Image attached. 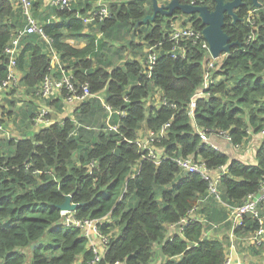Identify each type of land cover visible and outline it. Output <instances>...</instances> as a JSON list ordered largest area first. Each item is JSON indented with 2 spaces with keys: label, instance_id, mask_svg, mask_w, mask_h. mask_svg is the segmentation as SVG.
I'll return each mask as SVG.
<instances>
[{
  "label": "trees",
  "instance_id": "16d2710c",
  "mask_svg": "<svg viewBox=\"0 0 264 264\" xmlns=\"http://www.w3.org/2000/svg\"><path fill=\"white\" fill-rule=\"evenodd\" d=\"M242 1L234 9L237 19L233 21L225 14L223 23V31L238 45H233L216 64L211 74L213 81L203 95L194 99L192 116L188 113V103L202 89L207 52L189 44L186 59L170 56L167 27L171 18L182 13L179 9L166 21L164 15L157 13L152 20L135 26L151 14V1L111 0L110 16L98 23L110 43L113 38L109 37L119 38L121 43L126 37L122 34L134 31L136 36L142 26L150 27L146 44H160L156 47L152 74L146 79L135 60L125 59L122 65L114 63L106 67L103 61L110 63L111 58L101 55L102 44L95 45L91 35L70 33L84 40L85 46L80 49L63 42L66 31H80L82 23L74 16L73 5L64 10L54 7L61 20L47 22L42 28L54 48L61 51V58L69 61L76 85L88 83L92 94L104 91L113 112L122 110L125 115L119 118L113 114L117 118L111 120L118 123L114 132L104 129L84 133L79 129L74 135V123L67 118L42 127L31 138L7 141L6 145L13 150L0 151V264H24L26 254L16 249L43 239L47 242L32 248L30 264H74L79 254L82 264L93 258L79 229L59 223L57 206L68 194L71 202L77 204L74 209L77 217L101 219L108 214L110 222L98 223L101 233L120 228L118 235L110 234L97 264H148L156 241L160 252L168 257L162 264L225 262L224 242L202 238L203 223L190 220L182 226L181 236L176 234L171 238H165V226L187 216L197 198L207 190L206 180L199 174L181 172L173 157L189 155L209 169L226 164L227 171L220 177L218 187L222 191L221 200L229 205L240 204L248 193L258 191L264 179L262 147L256 150L255 164H244L203 142L198 133V130L223 131L230 136L232 144H241L249 129L258 133L264 128V0L260 7H254L251 0ZM15 2L0 0V60L14 28L23 24L21 9L13 7ZM179 2L214 7L212 0ZM253 10L256 29H253L254 38L247 41L252 28L246 16ZM79 12L83 14L82 9ZM188 22L195 28H203L196 13L189 15ZM36 36L25 35L21 40L30 53L28 61L22 55L17 59L23 73L21 83L28 88L38 86L48 66L44 44H37ZM135 44L121 46L134 49ZM71 58H76L75 62L71 63ZM93 58L97 61L93 62ZM0 74L3 75L1 70ZM131 78L135 82L126 88ZM151 85L157 86L161 97L175 107L161 105L157 109L148 108V112L143 100ZM87 107V102L81 106L84 110ZM167 122L166 136L155 143L166 158L158 164L140 160L142 152L133 142L140 125L145 123L146 128L157 130ZM76 151L77 159L73 154ZM92 159L97 160L98 167L89 173L85 166ZM136 163L139 168L134 171ZM200 212L205 215L204 206ZM243 226L252 231L255 220L245 216Z\"/></svg>",
  "mask_w": 264,
  "mask_h": 264
},
{
  "label": "crops",
  "instance_id": "0c3cea01",
  "mask_svg": "<svg viewBox=\"0 0 264 264\" xmlns=\"http://www.w3.org/2000/svg\"><path fill=\"white\" fill-rule=\"evenodd\" d=\"M110 1L111 0H109V2ZM113 1H115V0H113ZM157 2H158V4H164V5L168 3V2H163L161 0H157ZM72 5L76 9L74 16L81 20L82 28L80 31L68 29L69 32L66 31L67 36H66V38L63 39V42L70 44L74 48L80 49V48H83L85 46L84 40L76 38L74 36H71L70 33H72L74 35L87 34V35L93 36L95 45H97L98 43L102 44L101 53L103 52L106 55H108V58H111L112 62H110V63L103 61L105 66L108 68L112 67L114 65V63L119 64V65L122 64V61L125 59H129V60L134 61V57H140L138 55L131 56V54H130L131 49L129 47L126 48V47L121 46V44L127 45V44H130L131 42H135V40H134V38L136 37L135 34H134L133 39L131 38L132 33L122 34V35L126 36L125 39L121 43H119V47H116V48L113 47L112 48L115 50L122 51L124 53V56L122 58H118L117 56H115V54H111V50L108 49V46H111V43L108 42V40H107L108 36L106 35L105 32H102L98 28V26L101 22H95L97 25L90 26V24H89L90 22H88V21L86 22L84 20V17L89 16L90 12L95 9L96 0H73ZM13 7L21 9V12H22L21 16H22L23 24L21 22V24H22L21 26H19V27L17 26L14 28V31L12 32V35H11L10 39L7 41V43H9L10 40L17 35L18 31L20 29L24 28L28 23V20L26 18V15L23 13L22 8L16 2L13 4ZM54 7L55 6L51 4V0H32V5H31V9H30V16H31L32 20L34 21V23L38 27H41L42 31H43L42 26L45 23L51 22V21L57 22V21L61 20L59 17L56 16ZM80 9H82L83 14L79 12ZM151 10H152V6H151ZM63 20L65 21L66 19H63ZM29 34L37 35L36 36L37 37V42H36L37 44H44L43 50L48 55V66H47L45 75L48 74L50 77L57 79V78H60L62 76V74H68V73L72 74L73 73V70L71 69V67H68L69 61L63 60L61 58V51H57L54 48V46L52 45L51 39L44 34V31H43V34L40 32H33V33L24 34L23 36H21L19 43L16 47L15 54H14L15 60H16V65H15L16 82L11 84L8 88H5L0 92V118H1V120H4V119L8 118L9 115H11V112H12V108H11L12 104L11 103L13 101L12 96H16L15 94H11V92L12 93H18L19 91H21L24 94V96L17 95V97H19V98L21 97V99L24 103H27V104L31 103L33 106V108H31V110H29L27 112L28 119L31 123V126H33V132H34L33 134L37 133L42 127H44L50 123H54V122H60L61 123L62 120L67 119V118L71 119L74 123V126H75V129L73 132L74 135H76L78 133L79 129H82V131H87V132H89L90 130L102 131L104 129L107 130L108 125L116 123V122H113V120H111V119L114 118V120H115L117 118V116L113 115V114H117V113L113 112V111L110 112L106 108V106H108V104L105 100V94H104L105 92L104 91H100V92L95 93V94L91 93L88 97H86L83 100L74 99L70 102H66V103H71V104L70 105L68 104L67 106L62 107L61 112H58L54 109V108H56V104L58 103L60 98L64 99L63 96L58 94L57 91H54L48 97H39L38 102L34 104V101H33L34 97L33 96L31 97L30 94L34 93V90L36 89V87L28 88L21 83L23 73H22V70L17 66V59L20 55H22V59L25 62H27L28 58H30L29 51L24 48V43H23V41H21L25 35H29ZM103 39H105L106 42H103L102 41ZM7 43L5 45H7ZM147 45L148 44H146V46ZM136 46L137 45L135 44V47ZM133 51H134V49H133ZM136 53H138V52H136ZM207 57H208V55H207ZM144 58L145 57L143 56L141 69L143 67ZM75 60H76V58L70 59L71 63L75 62ZM96 61H97V58H93V62H96ZM0 65H2V69H0V70L3 72V75H4L5 71H6L5 62H0ZM3 75L0 74L1 77ZM74 81L76 83L75 79H74ZM12 85H14V86L12 87ZM18 85H19V87H17L16 91L13 92L14 88ZM151 86L152 87L148 93V96L145 97V99L143 100V103H144L147 111H148V108L157 109V108H159V106L162 105L160 103V98H161L160 89L158 87H154L153 85H151ZM9 88H10V91H9ZM150 97H153L154 101H150ZM86 102L89 103V107H87V109L84 110L81 108V106L83 103H86ZM22 104H23L22 102L17 103V106H21ZM45 106H47V108ZM98 106L105 109V115L103 117H100L98 115V113L95 111L96 107H98ZM42 107L47 109V112H48V109L50 111H51V109H54V111H55L54 116H53V114H51L52 117L50 119H48V122L45 124H37V123L32 122V115H34L36 110H38L39 108H42ZM152 111H153V109H152ZM117 115L119 116V114H117ZM124 115H125V111H124ZM119 118H120V116H119ZM1 120H0V122H1ZM116 124H118V123H116ZM88 126L91 129H87ZM8 127L12 128L10 124ZM194 128H195V130L197 129L196 126H194ZM7 130L9 131L11 136L7 137V136L3 135V133H0V146H1L0 151L7 148L8 152H11L10 146L6 145V143L9 139L29 138V136H25V132H22V130H20V129L18 131L16 130V132H18L17 135H19L18 137L17 136L14 137V135L10 132V130L9 129H7ZM151 131L158 133L159 128L157 130L148 129V128H146L145 123H142L137 130V136L133 142L136 144L138 149L142 152V142L147 140L149 142L150 147L154 150V152L157 155H159V162H160L161 159L166 158V155H164L162 153V149H160L158 146H156L155 143L160 142V140L164 136H166L167 129L165 130L163 135L158 134L155 137L152 136V138L149 135ZM109 132H111V131H109ZM198 133L201 136L203 142L209 144L214 149H217L220 152L224 153L225 155L228 156L229 159H237V160L243 162L244 164H255L256 150L259 147H261V143L264 141V132L262 130L258 133H254V132H252L251 129H249L247 138L241 144H232L231 138H230V141H228L224 137V135H221L215 131H212V132H206L205 131L204 132L202 130H198ZM201 133L203 135H201ZM5 138L7 139V141ZM235 145H237V146H235ZM73 154H74V158H77V156L79 155V153L77 151L74 152ZM179 157L180 158L191 157L192 159H193V157L188 155V156H178V157L171 158L177 164V166L179 167L181 172H189V171L185 170L184 168H182L180 165H178V163L175 161V158H179ZM194 161H200V160L198 159V160H194ZM200 162H202V161H200ZM97 163L98 162L96 159H92L86 164L85 167L88 169L89 173H91L94 168L98 167ZM78 165H79V163H78ZM138 166L139 165L136 163L134 166V171L138 170V168H139ZM226 171H227V165L226 164H223V165H221L217 168H214V169H209L210 175L214 176L215 174L221 173L220 177ZM190 173H192V172H190ZM195 174H198V173H195ZM133 175H135V174H133ZM220 177H219V179H220ZM218 182H219V180H218ZM217 187H218V184H217ZM263 190H264V183H262V187H260V189L254 193H256V194L260 193L261 194L263 192ZM226 205H229V204H227V202H224L221 200L220 194H219V199L214 198V197H209L206 201L200 203L199 210H198L197 214H195V216L205 218L206 221H204V222L200 221V220H193V221H198V222H201L204 224L203 228H202V233H201L202 238L214 239V240H219V241L224 242V249H225V254H226L225 261H228V263L224 262V264H264V239L258 245H253V244L249 243L245 237L251 231L245 230L243 225L239 226V227L233 226L232 221L229 218V211H228V208ZM203 206L205 208V215H204V213L202 214L200 212V209ZM257 208L259 209L260 212L264 213V200H261L258 202ZM62 211H69V210H60V221H59V223L62 226H66V225L61 223V212ZM70 212L74 213V210L70 211ZM74 215H75V213H74ZM246 216L251 217L250 215H246ZM78 218H80V217H78ZM92 219H95V218H92ZM97 221H98L97 222V226H98L99 222H102V221H109L110 222L111 218L107 214L101 219L98 218ZM172 224H174V223H172ZM172 224H168L165 226V228H166L165 238H171L172 236H174L176 234L181 236L182 227H181V229L176 227V226L173 227ZM68 227H71V226H68ZM75 229H77V228H75ZM98 229H99V227H98ZM117 231H118V228L116 227L110 233H105V234H108L110 236V234L115 233V235H118L119 233L117 234ZM79 232H80V230H79ZM80 234H81V232H80ZM85 240H86V238H85ZM46 242H47V240L43 239L42 241L31 242L28 245V247H18L16 249L17 251H20V252H23L26 254V260H25L24 264H30L31 263L30 257H31L32 248L35 245H38L40 243H46ZM86 242H87L88 248H90L92 246L96 247L97 244L99 243V240L96 238L89 243L87 240H86ZM104 250L105 249L102 250V254H103ZM167 259H168V257H166L165 255H163L160 252L159 242L158 241L154 242L153 246H152V258L148 264H162ZM175 259L178 260L179 257H175ZM81 261H82V254H79L76 257L74 264H82ZM89 262L90 261H87L85 264H88Z\"/></svg>",
  "mask_w": 264,
  "mask_h": 264
},
{
  "label": "built area",
  "instance_id": "2783aa9c",
  "mask_svg": "<svg viewBox=\"0 0 264 264\" xmlns=\"http://www.w3.org/2000/svg\"><path fill=\"white\" fill-rule=\"evenodd\" d=\"M16 3L22 8L23 13L26 15L28 20L27 25L20 29L15 37H13L7 45H5L3 49V57L0 62H5L6 71L5 74L0 76V92L8 88L11 84L16 82V73H15V50L19 43L21 36L28 33L40 32L43 34L41 27H38L30 16V9L32 5V0H15ZM73 0H51V4L54 5L59 10L70 9L72 7ZM190 4H193L192 2ZM264 6V3H263ZM254 11H249L246 16V21L251 26V32L247 36V41L254 38V30L256 29L255 21L253 20ZM110 16V9L108 4L104 0H96V7L93 11L90 12V15L84 17V20L87 22H100L105 20ZM166 39L170 42L169 53L172 58H181L186 59L187 50L189 48V44L199 46L201 49L207 52V60L205 62V72L202 81V89L198 90L193 94L188 103V113L192 116L194 99L205 93V89L208 84L213 81L211 74L215 68H217L215 58H212L209 53V47L207 41L204 39L202 35V30L199 28H195L191 25L190 22L184 23V20L180 22L177 19L171 18L168 22L167 27V36ZM160 42H156L154 44H150L146 48V55L143 62V69L141 73L143 76L148 79L153 70V66L156 59V47L159 46ZM222 58L227 56V54L221 55ZM54 91H57L58 94L62 95L63 98L70 102L74 99L83 100L88 97L91 92L89 89L88 83L76 85L72 74H62L60 78H52L48 74L44 75L41 82L38 84L34 93L40 97H48ZM160 103L162 105H168L172 108L175 107L174 103H169L165 97L160 98ZM106 108L112 112L111 106H106ZM119 114L120 117L124 116V111L118 110L114 111ZM47 110L45 108H39L34 113L32 117V121L37 124H45L48 122L46 118ZM169 122L163 124L159 128V132L155 133L153 131L150 132V137L152 138L159 135H163L165 130L168 128ZM88 128V127H87ZM118 124H110L108 125V131H117ZM0 131L7 137L9 136V132L4 129L3 124L0 122ZM264 132V128L262 129ZM221 135L230 141V136L227 135L223 131L218 132ZM201 135H203L201 133ZM237 146V145H235ZM261 147L264 150V141L261 143ZM141 160H148L155 164L159 163V155H157L154 150L150 147L149 142L147 140L142 142V155L140 156ZM175 161L185 170L198 173L201 175L203 179L207 181V190L206 193L202 196H199L196 200V203L188 210L187 216L182 217L177 223L172 224L173 227H178L181 229L182 225L187 223L190 220H200L206 221L205 218L196 217L200 203L206 201L209 197H214L219 199V192L217 190V184L221 173L215 174L214 176L210 175L209 169L205 166L204 163L200 161H194L191 157L185 158H175ZM92 164V163H91ZM90 164V165H91ZM92 166V165H91ZM261 182L264 183V179ZM264 200V190L260 194L256 193H248L240 204L235 205H226L229 211V218L232 221L234 227H239L243 225V220L246 215H250L256 223L255 228L245 237L246 240L253 244L258 245L264 239V213L260 212L257 208V204L259 201ZM97 219L92 218H78L74 215L73 212L70 211H62L61 212V223L66 226H71L80 230L81 235L86 238L89 242L94 239H98L99 243L96 247H90L93 252V258L90 260L88 264H96L100 261L102 257V250L108 245L109 235L101 233L97 226ZM228 263V261H225ZM118 264V263H116ZM224 264V263H223Z\"/></svg>",
  "mask_w": 264,
  "mask_h": 264
},
{
  "label": "water",
  "instance_id": "95a60500",
  "mask_svg": "<svg viewBox=\"0 0 264 264\" xmlns=\"http://www.w3.org/2000/svg\"><path fill=\"white\" fill-rule=\"evenodd\" d=\"M152 6L151 14L145 15L141 20L135 23H145L152 20L157 13L170 16L175 9H179L182 13H196L203 25L202 35L208 43L209 53L212 58H218L223 54H228L233 45L238 42L230 41V37L223 31L224 15L228 14L233 21L237 19L234 9L240 6L242 0H212L214 2L213 9H209L206 5H196L190 3H180L179 0H170L167 4H158L157 0H150ZM254 7H260L261 0H251ZM135 32H132L131 38H134ZM195 130V128H194ZM77 204L71 202V196L65 195L64 201L57 207L60 210L73 211Z\"/></svg>",
  "mask_w": 264,
  "mask_h": 264
},
{
  "label": "rangeland",
  "instance_id": "374dc122",
  "mask_svg": "<svg viewBox=\"0 0 264 264\" xmlns=\"http://www.w3.org/2000/svg\"><path fill=\"white\" fill-rule=\"evenodd\" d=\"M104 1L107 4L109 3V0H104ZM161 1L168 2L169 0H161ZM167 17L168 16H165L164 15L165 21L167 20ZM175 18L179 22L181 20H184V21H187L188 22L189 14L180 13V14L176 15ZM89 24H90V26L97 25L95 22H90ZM149 29H150L149 26H142L141 33L138 34V35H136V37L134 38L135 43H136L137 46L134 48V51H133V49L130 50L131 56H136V55L140 56V57H134V60H136L138 62V64H139L140 67L142 66V58H143V56L145 57V55H146V48H147V46H146V43H145L146 42L145 36H146L147 32L149 31ZM109 38L110 39L113 38V40H111V44L112 45H114L116 47H119V38H116L114 36L113 37H109ZM103 42H106L105 39H103ZM112 48H113L112 46H108V49L111 50V54H115V56H117L118 58H122L124 56V53L122 51H117V50L112 49ZM136 52H138V53H136ZM101 55L108 57V55H106L103 52L101 53ZM221 59H222V56H219L218 58H215L214 61L216 62V64H218ZM142 69H143V67H142ZM131 79L132 80H130V83L126 86V88H129L133 84V82H135L134 81L135 79H133V78H131ZM13 86L14 85H12V87ZM153 86L154 87H157L155 85H153ZM17 87H19V85L14 88L13 92L16 91V88ZM9 91H10V88H9ZM11 94H15L16 96H12L13 101L11 103L12 104V106H11V108H12L11 115H9V117L6 118V119H4V120H1V118H0L1 122L4 124L3 127H4V129H6V128L9 129L10 132L14 135V137L15 136H17V137L19 136V135H17L18 132H16V130L18 131L20 129V130H22V132H25V136H29V138H30V137H32V135H33L34 132H33V126H31V123H30V121L28 119L27 112L29 110H31V108H33V106H32L31 103H28V104L27 103H24L22 101L21 97L20 98L17 97V95L24 96V94L21 91H19L18 93H12L11 92ZM30 96L31 97L33 96L34 97L33 98L34 104L38 102V99L40 97V96L36 95L35 93H31ZM150 101H154V98L153 97H150ZM20 102H22L23 104L21 106H17V103H20ZM66 102H68V101H66L65 99H61L60 98V100L56 104V108H54V109L56 111H58V112H61L62 107L67 106L68 104L69 105L71 104V103H66ZM45 107L47 108V106H45ZM54 109H51V111L48 109V112L46 114V118L47 119H50L52 117L51 114H53V116H54V112H55ZM95 111L98 113V115L100 117H103L105 115V109L102 108V107H100V106L96 107ZM33 116L34 115H32V117ZM9 124L11 125L12 128H9L8 127ZM87 129H91V128L88 126ZM90 131H95V130H90ZM0 133H2V132L0 131ZM84 133H87V131H84ZM9 136H11L10 133H9ZM81 138H82V136H81ZM6 141H7V139H6ZM80 144H81V140H80ZM10 148H11V151H12L13 150V147L10 146ZM217 190H218L219 194L221 195V193H222L221 189L218 187ZM156 199L157 200H160V198H156ZM119 232H120V228H118L117 234ZM112 235L113 236H116L115 233H113Z\"/></svg>",
  "mask_w": 264,
  "mask_h": 264
}]
</instances>
